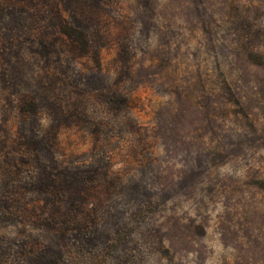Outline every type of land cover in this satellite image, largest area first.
I'll list each match as a JSON object with an SVG mask.
<instances>
[{
	"label": "rangeland",
	"instance_id": "1",
	"mask_svg": "<svg viewBox=\"0 0 264 264\" xmlns=\"http://www.w3.org/2000/svg\"><path fill=\"white\" fill-rule=\"evenodd\" d=\"M78 4L92 41L64 46L56 79L45 47L0 51V196L32 213L49 194L31 188L77 173L97 183L94 234L81 245L0 204L5 250L34 238L57 264H264V0L62 7Z\"/></svg>",
	"mask_w": 264,
	"mask_h": 264
},
{
	"label": "trees",
	"instance_id": "2",
	"mask_svg": "<svg viewBox=\"0 0 264 264\" xmlns=\"http://www.w3.org/2000/svg\"><path fill=\"white\" fill-rule=\"evenodd\" d=\"M67 1L0 0V27L7 24L9 29L15 30V33L0 34V51L8 52L13 47L17 51L16 48L20 45L32 49V51H37L38 47H45V56L42 60L44 75L42 74L41 77L44 81L52 77L56 79L57 73H52L54 69L57 70L55 66L60 65L62 61H67V59L62 60L61 58L62 53H64V46H67L69 55L74 54L77 50L88 52L92 41L90 32L79 24V19L87 14L85 5L71 6L68 12L62 7V4ZM93 14L96 16L98 10L95 9ZM19 34L23 35L19 36ZM20 40L23 42L19 43ZM90 51L93 58L98 62L99 50L94 48ZM27 97L28 95H19L18 104L21 111H27L25 107L29 102L34 105V98L31 96L32 99L28 100ZM73 106L76 107V105ZM48 146L47 159L53 160V156L50 154L51 146ZM71 177L72 179H66L65 175L61 173L60 177L57 176L56 179L49 182L40 180L39 186L36 187L35 185L34 188H31L30 191L35 189L43 195L49 194L43 207L36 202H30L31 207H33V214L27 206L17 204L18 198L16 196L12 198L8 195L0 196V204L4 206L3 208L6 209V213H9L10 217L21 223L31 220V223L38 227L47 225L49 228H55L63 235V238L71 234L73 239L79 241L81 245L88 243L94 234V226L97 221V209L95 206H88V201L91 196L98 200V196L95 195L97 183L81 180L77 173ZM14 202L13 209H9ZM60 202H62V207L59 206ZM1 211L3 212L4 209ZM3 213L1 217L4 216ZM42 213H46V216L41 215ZM64 224L66 225L64 226ZM105 235L108 236L109 232ZM33 239H29L31 246L29 244L26 246V243L21 242L17 248L11 251L10 248L9 251H6L0 241V264H57L61 255L37 245L38 242Z\"/></svg>",
	"mask_w": 264,
	"mask_h": 264
}]
</instances>
